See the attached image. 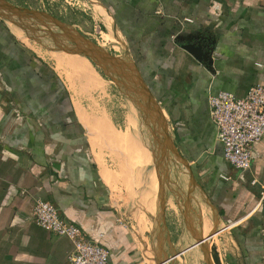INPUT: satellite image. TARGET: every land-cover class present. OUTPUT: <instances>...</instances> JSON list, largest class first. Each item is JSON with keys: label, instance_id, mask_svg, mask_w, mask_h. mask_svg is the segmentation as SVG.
Instances as JSON below:
<instances>
[{"label": "crops", "instance_id": "obj_1", "mask_svg": "<svg viewBox=\"0 0 264 264\" xmlns=\"http://www.w3.org/2000/svg\"><path fill=\"white\" fill-rule=\"evenodd\" d=\"M97 1L112 24L102 20L103 25L117 34L114 44L128 54L159 102L200 184L191 225L200 231L207 222L209 233L226 228L219 234L227 236L226 264H264V140L254 148L249 171L233 168L223 157L208 101L222 91L244 97L264 82V0ZM6 25L0 17V264L68 263L72 242L34 221L38 198L105 246L110 264H199L197 253L189 256L195 240L183 212L170 214L166 202L163 215L160 205L156 209L158 218L151 214L157 206L152 203L146 209L149 221L134 224L128 210L113 203L115 180L89 137L111 130L75 105ZM179 39L205 42L213 49V65L195 59ZM72 56L98 81L87 59ZM54 58L72 76L71 67H64L68 56ZM133 149L132 162L139 164L137 145Z\"/></svg>", "mask_w": 264, "mask_h": 264}, {"label": "rangeland", "instance_id": "obj_2", "mask_svg": "<svg viewBox=\"0 0 264 264\" xmlns=\"http://www.w3.org/2000/svg\"><path fill=\"white\" fill-rule=\"evenodd\" d=\"M9 1L17 6L32 10L53 12L65 18L67 23L72 24L84 36L92 38L112 54L122 57L126 53L118 48L116 42L113 43L116 38L109 32L106 25H103L102 18L96 13L97 3L93 0ZM2 20L7 24L8 30L15 34L17 41L27 46L29 52L33 54L34 58L41 61L43 66H47L56 77L60 88L65 90L66 95L72 97L74 104H82L89 115L91 114V119L97 117L111 130L112 134L110 132L108 135H100L98 132H94V137L90 135L89 137L97 141L99 145L97 150L103 153L105 165L115 180V186H110L113 203L121 207L123 211L128 210L127 213L131 216L134 224H144V220L148 219L149 221L151 214L155 216L154 213L160 205L159 194L161 192L164 202L169 205V213L174 215L175 212H178L181 214L189 188V176L172 157L161 162L162 152L156 144L151 130L144 122L142 112L119 84L113 80L112 77L115 75L111 71L109 74L104 73L96 64L89 61L99 75L97 83L99 82L100 88L93 91L87 88L86 83L81 82L77 76L72 77L73 79L67 77V71L59 68L54 55L66 53L59 50L60 48L56 45L55 40L51 39L48 31L39 29L41 27L28 19L18 20L2 17ZM43 27L46 28V26ZM59 42L66 43L67 41ZM68 73L70 74L69 71ZM102 124L99 122V126ZM136 145L139 151L138 156L141 158L140 163L145 156L151 159L150 162L139 163L140 165L132 162L133 155H137L133 149ZM158 172L161 177L160 181H162V191L160 190L159 177H157ZM153 176L156 184H154ZM152 203L154 205L156 203L157 206L150 214L146 209L153 207ZM157 216L160 217L158 213ZM149 228L151 229V226ZM169 231H171L170 228ZM209 231L210 226L205 222L203 225L205 237ZM177 234H180L179 231ZM218 236H214L209 242L210 247L216 246L222 264H226L225 243L227 236L225 234L220 235L219 238ZM192 244H195V241ZM185 245L187 244L182 243L180 247H185ZM196 252L199 255L197 256V259L200 260L199 264H206L199 247L192 250L189 256L196 255ZM213 264L216 263L213 261Z\"/></svg>", "mask_w": 264, "mask_h": 264}, {"label": "water", "instance_id": "obj_3", "mask_svg": "<svg viewBox=\"0 0 264 264\" xmlns=\"http://www.w3.org/2000/svg\"><path fill=\"white\" fill-rule=\"evenodd\" d=\"M93 1H95L97 5L104 7V5L97 0ZM0 17L18 20H36L43 26H45V23H49L57 27L62 32V38L75 45V48H63L62 45L56 43L60 48L59 50L68 55L82 56L88 61L96 64L104 73L109 74L111 71L115 75L112 77L113 80L119 84L122 90L125 91L126 95L142 112L144 122L151 130L154 140L162 152L161 162L166 158L172 157L175 162L183 167L184 171H186L189 176V188L183 202L182 212L187 228L193 234L195 240V245H193L191 249L199 247L206 264H213V261L216 264H222L216 246L211 248L209 243L218 233L217 227H213L211 232L205 237L203 223L201 224L200 231H197L190 223L191 203L196 189L200 184L195 177L190 163L182 155L173 139V133H171L170 125L166 120L162 107L142 78L137 66L129 59L128 54L122 57L120 55H114L101 45L86 38L73 26L60 21L53 15L48 14L45 11L32 10L30 8L17 6L9 0H0ZM48 32L51 36H54V33L50 30ZM115 38L117 39V42H119L117 34H115ZM179 40L178 44L180 47L186 50L199 62L206 66L213 65V49L205 42H191L190 39ZM157 177H159L160 190L162 191V181H160L161 177L159 172L157 173ZM159 195L161 214L163 215L165 202L161 192ZM167 261L169 260L160 264H166Z\"/></svg>", "mask_w": 264, "mask_h": 264}, {"label": "built area", "instance_id": "obj_4", "mask_svg": "<svg viewBox=\"0 0 264 264\" xmlns=\"http://www.w3.org/2000/svg\"><path fill=\"white\" fill-rule=\"evenodd\" d=\"M208 101L225 161L238 171H249L254 148L264 140V82L250 87L244 97L222 91L210 95ZM33 217L37 226L72 242L67 264H110V251L89 240L77 224L61 216L53 203L36 199Z\"/></svg>", "mask_w": 264, "mask_h": 264}, {"label": "bare ground", "instance_id": "obj_5", "mask_svg": "<svg viewBox=\"0 0 264 264\" xmlns=\"http://www.w3.org/2000/svg\"><path fill=\"white\" fill-rule=\"evenodd\" d=\"M96 13L99 15V17L102 18V20L104 21V23L107 25V26H110L111 27V22L110 20H108L105 16L102 15V12L99 11V8L96 9ZM102 15V16H101ZM114 43V42H113ZM62 55H65L64 53L63 54H55L54 56L55 57H59V56H62ZM67 55V54H66ZM68 56V59L70 60V63L68 64H64V67L68 69V67L70 66L72 71L74 73H72V76H70V78H74V76H77L78 79H80L81 82H85L86 83V86L87 88L90 87V88H94V89H97L99 88L100 86L98 85L97 83V79L89 72L87 71L82 65H80L76 58H74V56L72 55H67ZM66 60V59H65ZM63 66V65H62ZM61 67V66H60ZM59 67V68H60ZM63 67V68H64ZM61 69V68H60ZM68 71V70H67ZM70 72V71H69ZM72 78V79H73ZM75 80V79H74ZM77 80V79H76ZM78 82V81H77ZM78 106V105H77ZM110 134V133H108ZM112 134V133H111ZM94 136V135H93ZM113 137V136H112ZM224 230H226V228H223L221 230H218V233L216 235H219L221 234ZM215 235V236H216ZM195 245V244H194ZM197 253V252H196ZM198 254V253H197ZM179 258V257H178Z\"/></svg>", "mask_w": 264, "mask_h": 264}, {"label": "flooded vegetation", "instance_id": "obj_6", "mask_svg": "<svg viewBox=\"0 0 264 264\" xmlns=\"http://www.w3.org/2000/svg\"><path fill=\"white\" fill-rule=\"evenodd\" d=\"M46 12H47V11H46ZM47 13L53 15V16L56 17V18H58L60 21L66 23V24H69V23H67V21L65 20V18H63V17H61V16H59V15H56V14H54L53 12H47ZM33 22H34L38 27H41V28H39V29H41V30H45V32L50 30L52 33H54V36H51V35H50V36H51V39L53 38V39L55 40V42H56L57 44H59V45H62L63 48H75V45H73L71 42H68L67 40H66V41H67L66 43H65V42H63V43L59 42V41H63V40H65V39L62 38V36H61L62 32H61V30H59L57 27H55V26H53V25H51V24H49V23H45V26H46V28H45V27H43V25L39 24L36 20L33 21ZM69 25L73 26L72 24H69ZM85 37H86V36H85ZM86 38H89V39H91L93 42L96 43V41H94L92 38H90V37H86Z\"/></svg>", "mask_w": 264, "mask_h": 264}, {"label": "trees", "instance_id": "obj_7", "mask_svg": "<svg viewBox=\"0 0 264 264\" xmlns=\"http://www.w3.org/2000/svg\"><path fill=\"white\" fill-rule=\"evenodd\" d=\"M2 24H3V22H2ZM44 67H46L47 68V66H44ZM49 70V69H48ZM51 72V71H50ZM227 261V260H226Z\"/></svg>", "mask_w": 264, "mask_h": 264}]
</instances>
